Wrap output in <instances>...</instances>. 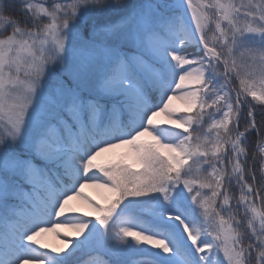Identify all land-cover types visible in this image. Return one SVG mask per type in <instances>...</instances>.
Returning <instances> with one entry per match:
<instances>
[{
	"label": "snow or ice",
	"instance_id": "6c2138e0",
	"mask_svg": "<svg viewBox=\"0 0 264 264\" xmlns=\"http://www.w3.org/2000/svg\"><path fill=\"white\" fill-rule=\"evenodd\" d=\"M0 264H264V0H0Z\"/></svg>",
	"mask_w": 264,
	"mask_h": 264
},
{
	"label": "rangeland",
	"instance_id": "374dc122",
	"mask_svg": "<svg viewBox=\"0 0 264 264\" xmlns=\"http://www.w3.org/2000/svg\"><path fill=\"white\" fill-rule=\"evenodd\" d=\"M175 103H178V102H175ZM85 193L94 202L103 203V190L89 187L85 189ZM73 204L81 208V213H77V214H82L83 211H90V209H87L86 206H84L83 204H80L79 202L74 201ZM89 218L94 219V217H89ZM59 231H61L62 233L67 232L69 234H71L72 232L70 228H62V229H59ZM44 239H45V242L51 246H62L60 240L51 233L47 234Z\"/></svg>",
	"mask_w": 264,
	"mask_h": 264
}]
</instances>
